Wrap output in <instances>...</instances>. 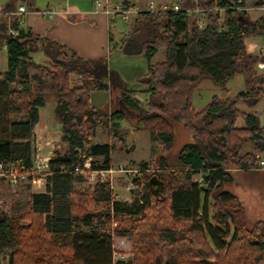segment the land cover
Wrapping results in <instances>:
<instances>
[{
    "label": "trees",
    "instance_id": "trees-1",
    "mask_svg": "<svg viewBox=\"0 0 264 264\" xmlns=\"http://www.w3.org/2000/svg\"><path fill=\"white\" fill-rule=\"evenodd\" d=\"M131 1L138 3L124 0L122 6ZM246 1L181 0L178 11L172 6L139 13L118 49L149 63L137 78L149 97L145 107L106 58L68 55L66 46L17 21H0V45L8 54L7 70L0 71V164L21 174L34 172V128L46 94L55 100L54 116L67 145L42 174L46 192L29 196L23 216L29 225L22 224L23 217H0V264L6 250L9 264H123L115 260L112 215L143 216L138 226L120 233L133 243L131 264H264V221L249 226L239 199L224 188L235 183L236 173L257 172L264 155V127L257 115L239 109L264 102V73L256 68L264 57L249 53L247 44L248 38L264 36V16L251 21ZM15 9L11 1L2 12ZM159 43L165 44V56L152 64ZM39 50L49 60L45 65L33 59ZM236 76L245 79L244 91L214 96L195 111L196 85L209 79L225 90ZM98 91L111 92L112 106L117 98L121 106L111 112L93 106L91 94ZM126 109L154 141L173 144L170 120L193 139L174 164L161 158L160 172L140 164L145 194L131 203L113 200L106 184L92 193L77 187L85 182L81 173L112 170L114 151L125 149ZM240 117L244 127L236 126ZM98 127L108 129V143L91 144Z\"/></svg>",
    "mask_w": 264,
    "mask_h": 264
},
{
    "label": "rangeland",
    "instance_id": "rangeland-1",
    "mask_svg": "<svg viewBox=\"0 0 264 264\" xmlns=\"http://www.w3.org/2000/svg\"><path fill=\"white\" fill-rule=\"evenodd\" d=\"M9 1L10 0H0V8L5 6ZM96 1L103 2L104 0H70V3L72 5H85L89 3L88 7L90 10H99L95 3ZM123 1L124 0H108V4L111 8H114ZM151 2H154L159 10L164 6L180 7L181 0H138L137 6L146 11ZM255 2L256 0H248L247 2L248 17L251 21H255L261 16H264L263 11L254 5ZM38 3L37 5H39L41 11H45L48 8L59 10L65 6V0H39ZM26 7L28 8V6ZM30 11L31 10L28 8V12ZM131 24V22H124L121 17H118L116 23L113 24V29L121 28L124 33H128ZM251 42L257 44L256 47H259V49L261 46H264V38L262 37L248 38L247 43L249 44ZM257 48L255 49L256 52L258 51ZM158 50L159 52L156 53L153 58L154 63L164 59L165 44L159 43ZM1 54L3 59L0 61V71L2 72L7 70L8 54L7 51H1ZM116 55L118 56L113 57L112 60V67L116 71H120V69H122L121 71L128 70L135 66L141 69L139 73H143L144 69L147 70L146 60L142 57ZM32 56L37 64L44 65L45 61H47V57L41 50L33 53ZM256 68L260 73H264V71L258 69V64ZM130 75L131 74L124 72V79L126 81L122 78L127 83L129 89L136 90L137 88H145L137 83L136 78ZM136 84L140 87L136 88ZM224 88L225 90L209 79L203 80L196 85L192 97L195 111L204 109L212 101L214 96H218L219 98L233 97L244 91L245 79L242 76H236L229 80ZM135 97L141 102L142 106H146L149 99L148 94L143 93V91H138L135 93ZM112 98V94L102 91L93 94L91 101L93 106L105 108L108 109V112H111V110L121 106L118 98L115 99L114 105L112 106ZM46 105L47 111L53 112L56 104L53 96L50 94H46ZM239 108L246 112L252 110L253 113L259 117L261 126H264V102H260L254 108H250L245 104H240ZM126 112L127 119L121 123V132L126 140L125 149H117L114 151L112 170L104 173V175L95 171L81 173L85 182L77 187L89 190V192L92 193L99 184H106L111 190L113 200L131 203L135 199H140L145 194L142 186L144 179L140 164H148L150 167L149 172H160L161 169H159V164L161 158H164L169 165L174 164L182 147L185 144L193 142V139L183 125L170 120L171 128L174 133L173 144L168 146L162 144L160 141H154L151 139L150 133L143 131L141 129L142 125L137 124V115L131 113L127 109ZM242 120V118H238L236 126L241 127L244 124L241 122ZM106 142H109L108 129L106 127H98L91 144ZM56 150L65 153L67 145L57 141L54 151ZM91 161L92 159L86 161L85 168H90ZM96 162L99 165L102 164V161L99 159H96ZM137 179L139 183L135 182ZM196 179L199 180L200 178L196 177ZM224 188L235 194L239 199L249 226H252L258 221H264V172L252 171L249 173H236L235 183L226 185ZM44 191L46 190L43 186H29V184L14 186L7 181L0 180V217H25L29 210L30 194ZM99 211L106 212V208L100 206ZM145 216H147V214ZM142 217L143 216L132 218L112 215L111 230L114 233L115 258L118 262L121 261L123 264L132 263L134 259L133 243L131 240L121 237L120 233L129 230L131 226L134 228L138 226L139 222L143 221ZM29 223L30 221L26 218L22 220V224L29 225ZM4 253L5 254L2 255V264H9V250H6Z\"/></svg>",
    "mask_w": 264,
    "mask_h": 264
},
{
    "label": "crops",
    "instance_id": "crops-1",
    "mask_svg": "<svg viewBox=\"0 0 264 264\" xmlns=\"http://www.w3.org/2000/svg\"><path fill=\"white\" fill-rule=\"evenodd\" d=\"M11 1L16 2L15 11L18 9V7L25 5L28 6L29 10H31L26 15H24L25 24L22 27L29 28L36 35L55 41L60 45L66 46L68 55L72 54L73 52L76 53L80 58L86 60L106 58L108 60L109 67L114 71L116 70L112 67L113 57H117L118 55L116 54H119L121 56L123 55L118 48L120 47V44L125 39V37L132 31L134 27V21L137 18V16H135L131 18L129 21H124V22L132 23L130 31H128V33H124L121 28H116L115 30L113 29L114 28L113 24L116 23L117 18L120 16H109L102 13L100 10H95V9L90 10L88 7L89 3L85 5L83 4L72 5L70 3V0H65V6L62 9L59 10L54 9V11L58 13L56 16L46 17L39 13L41 11L39 9V5H37L39 4L38 3L39 0H10L9 2ZM247 2L248 0L246 1V7H245L246 11L248 10ZM132 4L134 6H137V3L132 2ZM119 5H122V3H120ZM5 6L0 8V11H3ZM48 9L53 10L52 8H48ZM3 18L5 17L0 18V21L4 20ZM261 37L264 38V36H258V38ZM256 46L257 44L252 42L248 44L249 52L251 54L260 53V50L263 46H261L260 49L259 47L257 48ZM113 48L115 50H112ZM256 48L258 49L257 52L255 50ZM1 51H7L5 45H0V61L3 59ZM158 52L159 50L157 45V53ZM126 57H142L143 59H145L143 56H126ZM153 58L151 60L152 64H154ZM145 60L147 63V70H148L149 63L147 59ZM48 62L49 60L47 59V61H45V64H47ZM121 70L122 69L116 72L123 79H124V72L131 74L130 76H133L134 78H136V80L140 75H143L147 72V70L144 69L143 73H139V70L141 69H138L136 66L131 67L128 70H123V71ZM137 87L140 86L137 85L136 88ZM144 90L145 89L143 88L142 89L137 88L135 91L142 92ZM104 92L112 94L109 91H104ZM95 93L97 92H93L91 94V99H92V95ZM247 113H253V111L251 110L250 112ZM241 122L244 123L243 120ZM244 126L245 123L241 127ZM62 137H63L62 126L54 116V110L53 112H48L47 105L45 107L39 108V122L34 128V140H33L34 147L36 149V156H38L39 159H46L50 161L54 156V153L57 151V150L54 151L55 145L57 141L62 142ZM44 192H36V193H44Z\"/></svg>",
    "mask_w": 264,
    "mask_h": 264
},
{
    "label": "built area",
    "instance_id": "built-area-1",
    "mask_svg": "<svg viewBox=\"0 0 264 264\" xmlns=\"http://www.w3.org/2000/svg\"><path fill=\"white\" fill-rule=\"evenodd\" d=\"M264 1V0H263ZM98 9L109 16H120L123 21H129L131 18L138 16L139 13H141L142 10L139 6H122L117 5L114 8H111L108 4V0L96 1L95 2ZM260 10L264 13V3L262 6L258 7ZM173 9L178 11V6H173ZM171 10V7L164 6L160 8L159 10L156 7V4L154 2H151L148 6V9L146 11H167ZM28 13V10L25 6H20L16 11L13 12H2L0 11V18L5 17L9 20H15L19 24V26H23L24 23V15ZM40 14L46 17H54L58 13L54 10L47 9L45 11H40ZM17 32L15 29H10V33L12 35H17ZM262 57H264V46L261 48L260 53ZM258 69L260 71H264V61H261L258 63ZM260 162H259V168L257 170L264 171V155L259 156ZM49 169V160L46 159H39L38 156H36V167L34 172L31 174H24V173H18L13 168H9L3 164H0V180L7 181L11 185L17 186L21 184H29V186H43L44 189H47V182L45 178L42 176L44 172H46ZM79 172V171H78ZM109 171H100L101 175H104V173ZM81 173V172H80Z\"/></svg>",
    "mask_w": 264,
    "mask_h": 264
}]
</instances>
